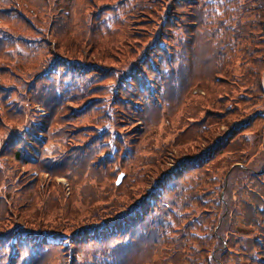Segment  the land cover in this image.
Masks as SVG:
<instances>
[{
  "label": "rangeland",
  "instance_id": "374dc122",
  "mask_svg": "<svg viewBox=\"0 0 264 264\" xmlns=\"http://www.w3.org/2000/svg\"><path fill=\"white\" fill-rule=\"evenodd\" d=\"M204 1L0 0V232L11 229L23 241L18 246L13 239L0 248L1 263L14 257L17 264H72L78 252L80 264H92L97 244L62 253L56 247L27 246L26 239L37 232L65 235L129 211L155 187L162 191L160 173L211 149L201 166L180 176L179 184L189 187L166 195L172 200L180 194L178 209L168 205L155 218L168 221L169 228H160L155 242H132L119 264H163L168 256L169 264H205L215 241L204 239L220 224L229 242L218 264H264V40L259 39L264 37V0H240L236 20L244 30L230 33V48L225 45L229 33H215L216 21L196 24ZM114 7L126 11L120 20L100 23ZM215 13L221 20L227 17L224 8ZM170 15L177 24L170 26ZM159 33L170 43L176 33L181 46L173 54L164 47L154 52L152 41ZM179 49L168 88L153 101L158 90H151L148 108L139 105L145 99L135 103L129 89L118 88L126 67L138 68L148 59L153 71L151 55L172 60ZM61 58L91 64L88 78L77 81L91 89L77 103L71 99L48 110L40 104L46 103L48 85L41 71L54 59L64 65ZM167 68L170 76L173 67ZM147 79L143 76L146 87ZM63 81L56 78L54 85L65 101ZM74 93L71 98L81 94ZM101 99H111L115 113L110 139L97 133L105 119ZM92 100L93 108L75 113ZM42 122L44 130L38 127ZM26 138L39 143L29 145ZM17 149L26 157L15 158ZM104 153L113 161L103 166ZM167 237L175 241L166 244ZM110 263L105 257L98 264Z\"/></svg>",
  "mask_w": 264,
  "mask_h": 264
},
{
  "label": "trees",
  "instance_id": "16d2710c",
  "mask_svg": "<svg viewBox=\"0 0 264 264\" xmlns=\"http://www.w3.org/2000/svg\"><path fill=\"white\" fill-rule=\"evenodd\" d=\"M254 3L258 0H252ZM250 1V2H252ZM116 4H121V1H118ZM115 6V5H113ZM242 4H240V0H207L204 1L199 6V12L197 11V19L195 14V22L198 24V22L202 21H216V27H215V33L221 34L223 30L227 31L229 35L226 36V42L225 45L227 47H233L234 46V40L231 38L230 33H232L234 36L239 35L244 29L242 28L244 23H240V21L237 19V12L242 10ZM217 8L222 9L224 8L227 13V17L224 20H221L219 18H222L218 15H216L215 11ZM115 10V11H114ZM110 12L109 15L103 16L101 18V22L106 21H117L120 20L121 13L126 11H120L119 7H114ZM171 13V10L169 11V14ZM210 16L209 19L207 17ZM176 17L173 15L169 16L170 26L172 24H177ZM168 20L165 22L168 23ZM197 20V21H196ZM175 22V23H174ZM261 27H263L262 24L257 23ZM170 28V27H169ZM239 28H242L239 30ZM260 29V30H259ZM260 32L258 34H262L261 28H258ZM252 34V33H251ZM176 33H173L171 37V43L166 42L162 39L164 36L163 33H159L158 36H156L152 43V48L154 52L163 51V47L167 49V51L171 50L169 54H173L172 50L173 48H178L181 46V37L178 36L175 38ZM214 37L215 35L212 34ZM259 39L264 40V37H260ZM258 44V43H257ZM255 44V45H257ZM172 48V49H171ZM255 49V46H254ZM256 49H259L256 47ZM180 50L177 51L174 58L172 60H168L165 58L161 53L159 55H151V62H153V71L150 68L148 59H144L140 63V67L135 68L133 65H130L128 67H124L125 71L121 72L120 81L118 83V88L121 91H125L124 89H129L128 95L132 100H135V103H137L138 98L145 99L144 101L141 100V106H144L143 109L148 108L149 106V99L147 98L150 95L151 90H158L156 93H153V96L151 97V101L158 98L159 92H163L166 88H168L169 80L167 78L171 77L177 68L173 66V64L177 61ZM154 54V53H152ZM62 61H64V65H58L57 62H60L57 59H54L50 66L44 67V70L41 72H44L41 79H44L48 82L47 85V99L46 103H41L43 108H47L48 110H53L57 106L63 104L66 101H69L71 99L73 103H77L78 97L85 94L91 87H87L86 82H83L81 84H78V79L83 76V78H88L85 76L86 71H88V67L91 66L90 63L87 64H81L77 61L70 60L68 58H61ZM142 60V59H141ZM167 65H170L173 67V69H170V72L172 73L169 76ZM61 67V69H59ZM122 71V70H119ZM155 74V75H153ZM168 74V76H167ZM153 75V77H152ZM128 76V79H123ZM143 76H146L150 81L149 86H145V81L143 80ZM155 76L159 79L158 83H155ZM152 77V78H151ZM56 78L64 79L63 86H64V98L65 101L60 100L59 91H56L54 82ZM119 78V77H117ZM88 80V79H86ZM60 81V80H59ZM89 83V82H88ZM138 86V88L136 87ZM99 85H95L92 87L97 88ZM115 87L110 88L109 92H114ZM75 91L81 92L78 96L71 98V93H74ZM142 93V96L140 95ZM76 93H74L75 96ZM137 96V97H134ZM95 100H98V97ZM89 101L84 107L83 105L86 103L81 104L75 111V113H83L86 109L93 108L92 104L93 101ZM147 100V101H146ZM71 102V101H70ZM98 102H102L100 108L102 109V114L104 115L105 119L102 122V125L99 129H97V133L99 134V138H106L110 139L112 138V135L107 132L108 129H114L113 128V119H114V111L111 107V99H101ZM140 102V101H138ZM144 102V103H143ZM83 107V108H81ZM56 112V111H55ZM77 114V115H78ZM55 115V113H54ZM53 115V117H54ZM49 117V116H48ZM106 123V125H104ZM47 123L42 122L41 125H39V129L44 130ZM97 126V125H95ZM22 136H27L26 134H22ZM15 138V137H14ZM19 137H16V139ZM26 143L29 145H33L35 143H39L37 140H32L30 138H26ZM19 142H22L21 139L18 140ZM117 145L115 148H118V139L115 140ZM107 142V141H105ZM224 141L222 140V143ZM218 146V145H217ZM22 151V150H21ZM19 149H17L15 153V158L20 159L21 154L19 153ZM124 152V151H123ZM211 149L206 150L202 152L200 155L196 157H192L191 159L179 161L178 166L172 170L167 171L165 174L160 173L158 181L160 182L162 186V191H159L156 187L148 192L147 195H144L141 197L140 200H138L132 207H130L129 211L123 212L121 214H115L109 219H102L96 224H90L88 226H82L79 227L77 230L71 231L70 233L63 234V233H54V232H37V234H32V237H29V239H26V245L32 244V246L41 245V246H48L56 247L59 251L62 253L70 252V249L73 250L74 246H80L87 243L91 244H97L99 245V248L96 249L91 254V262L92 264H98L101 261V258L109 257L111 260L110 264H119L120 261L123 259L122 253L127 250V247L132 245V242L139 241V239L146 238L149 240H155L157 241L159 239L160 228H169V222L165 221L162 222L160 218L155 219L157 216L161 215V210L168 205L170 207L179 208V199L178 196L183 193L187 187L183 183L179 184V180L181 179L183 174H185V171L187 168H196L203 164L205 158L208 156H211ZM28 155L35 154V150L32 148L28 150ZM104 153L103 157H100L101 165H107L108 162L113 161L111 157H109L108 153L105 155ZM25 156V155H23ZM22 156V157H23ZM21 157V158H22ZM26 157V156H25ZM104 158H107L103 161ZM69 162L66 160L67 163ZM186 178V177H185ZM180 189V194L177 195L176 198L170 199V196H166L169 193H173L177 191V189ZM174 193V194H175ZM151 195L153 198V201H151ZM186 198H189L187 195ZM221 202L216 201L215 205H221ZM224 206H222L223 210ZM166 212L162 211V215L169 214V207L164 209ZM262 210V209H257ZM223 214V212H222ZM199 221V220H198ZM223 224H220L215 232L208 231L209 234L206 236V239L210 238L209 240L213 239L215 241L213 251L211 254H209L204 261L205 264H218L219 260H221V257L223 255V252L225 251L224 248L227 244L228 238L226 237V233L223 232ZM205 230L207 231L209 229V226L204 224ZM221 229V230H219ZM11 229H7L4 232H0V248H5L8 245V241H12L13 239L16 240V245H20V242H23L19 240L17 235L15 233H10ZM27 230V229H26ZM168 229L164 230L162 232V235L167 231ZM25 233L31 234L28 231ZM42 233V234H41ZM47 233V235H45ZM184 234V233H183ZM196 234V233H195ZM24 236V235H23ZM184 236H186L184 234ZM202 236L197 235V238L202 239ZM37 239L39 243H36L33 239ZM67 238V239H65ZM63 239H65L63 241ZM121 240V241H118ZM56 241V242H52ZM69 241V242H68ZM175 239L172 237L166 238V244L174 242ZM112 242H116L115 245H111ZM25 244V243H24ZM169 246V245H167ZM204 249V248H203ZM78 252H75L74 259L72 261V264H80L77 259ZM1 257V256H0ZM6 260L9 264H17L18 260H16L14 257H9ZM163 264H169V256L166 257L163 260ZM168 261V263H166ZM0 264H4L1 263ZM192 264V263H189ZM196 264H200L197 262ZM204 264V262L202 263Z\"/></svg>",
  "mask_w": 264,
  "mask_h": 264
}]
</instances>
